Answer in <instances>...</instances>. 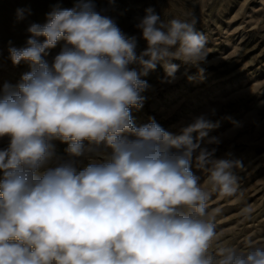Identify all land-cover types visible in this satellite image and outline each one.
<instances>
[{"label":"clouds","instance_id":"9594fccd","mask_svg":"<svg viewBox=\"0 0 264 264\" xmlns=\"http://www.w3.org/2000/svg\"><path fill=\"white\" fill-rule=\"evenodd\" d=\"M26 13L17 9V20ZM107 13L95 0L57 3L43 24L28 26L23 47L8 49L12 64L29 70L0 86V264H264V245L214 250L194 160L225 196L237 191L243 167L208 146L220 143L208 135L219 126L215 109L178 135L154 117L134 122L153 88L144 77L158 65L160 82L172 84L173 61H206L196 20L147 8L135 24L146 42L138 52L137 36ZM57 141L67 145L63 156Z\"/></svg>","mask_w":264,"mask_h":264},{"label":"rangeland","instance_id":"374dc122","mask_svg":"<svg viewBox=\"0 0 264 264\" xmlns=\"http://www.w3.org/2000/svg\"><path fill=\"white\" fill-rule=\"evenodd\" d=\"M59 3L71 8L75 0H0V86L15 85L28 65L14 66L9 47H23L31 23L45 22L46 13ZM98 8H108L118 27L138 38L137 51L146 47L135 28L145 10L153 8L162 19L196 20V29L207 38L206 61L198 67L180 61L178 79L161 83L163 68L144 77L153 86L140 110H133L136 125L146 124L149 117L167 131L180 134L181 129L201 113L215 109L211 116L219 126L209 132L218 137L215 156L226 154L242 162L235 169L239 177L237 191L225 196L213 188L208 168L193 170L201 186L208 191L207 215L216 226L214 250L231 246L246 248L264 245V0H95ZM17 9H29L18 21ZM60 46L51 51L55 55ZM56 143L58 155H65L66 144ZM207 143V141H205ZM6 142L0 143V147ZM88 161L85 160L84 164Z\"/></svg>","mask_w":264,"mask_h":264}]
</instances>
